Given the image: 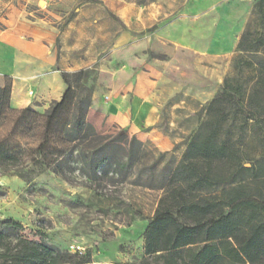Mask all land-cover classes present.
I'll return each mask as SVG.
<instances>
[{
	"label": "rangeland",
	"instance_id": "rangeland-1",
	"mask_svg": "<svg viewBox=\"0 0 264 264\" xmlns=\"http://www.w3.org/2000/svg\"><path fill=\"white\" fill-rule=\"evenodd\" d=\"M86 1L0 0V30L5 24H11L5 19H10L12 13L61 27ZM124 1L126 5L108 12L119 23L120 15L133 16L139 11L144 14L143 6L156 0ZM162 1L161 8H155L158 18L174 17L183 0ZM203 1L209 2L208 10L213 11L206 16L215 18L218 0ZM228 1L240 12L238 21L245 19V28L255 0ZM153 28H157V24ZM253 56L261 55L240 52L209 61L173 50L167 54L149 53L150 61L161 63V71H153L150 87H140L138 91L143 93L142 99H149L154 107L156 123L152 128L170 141L171 150L163 151L156 140L144 142L146 168L140 175H136L138 166H134L125 180L115 176L117 183L102 182L96 191L89 189V183L77 172L73 173V182H69L51 170L25 177L15 168H0V231H5V223H13L17 225L15 234L61 251L77 253L92 264L139 261L144 256L143 233L147 220L162 191L133 185L134 181H165L169 171L185 159L194 142L216 140L225 146L237 147L246 166L264 155V89L255 84ZM96 72L98 80L99 71ZM104 74L113 83L109 88L111 99H117L118 90L121 91L117 81L121 75L115 71ZM137 74L140 77L142 73ZM129 91L130 88H126V92ZM49 104L43 107L33 102L29 107L41 114ZM248 123L252 134L245 137L243 129ZM10 126L11 123H7L0 133ZM33 128L27 131L28 138L20 140L23 149L25 142L33 144ZM121 130L131 136L127 129L115 125L98 133L113 138ZM155 160L151 171L148 167Z\"/></svg>",
	"mask_w": 264,
	"mask_h": 264
},
{
	"label": "trees",
	"instance_id": "trees-1",
	"mask_svg": "<svg viewBox=\"0 0 264 264\" xmlns=\"http://www.w3.org/2000/svg\"><path fill=\"white\" fill-rule=\"evenodd\" d=\"M236 50L253 56L255 84L264 89V0H255ZM65 91L41 113L11 106V83L0 87V168L29 177L51 170L73 182V173L96 191L102 182L126 179L146 168V144L121 130L112 138L97 132L86 116L97 72H60ZM33 131V144L20 140ZM34 129V128H33ZM156 164V160L148 169ZM111 174L109 177L108 174ZM153 177V176H152ZM165 181H134L161 190L143 233L144 256L125 264H264V155L248 163L237 147L216 140L194 142ZM0 231V264H92L77 253Z\"/></svg>",
	"mask_w": 264,
	"mask_h": 264
},
{
	"label": "crops",
	"instance_id": "crops-1",
	"mask_svg": "<svg viewBox=\"0 0 264 264\" xmlns=\"http://www.w3.org/2000/svg\"><path fill=\"white\" fill-rule=\"evenodd\" d=\"M126 3L88 0L61 27L25 14L12 13L10 19L6 18L5 22L11 24L0 30V87L6 79L10 81L11 106L24 109L38 102L44 107L58 101L65 91L60 72L94 69L100 77L87 122L97 132L115 125L141 142L156 140L163 151L171 150L170 141L152 128L156 123L154 107L138 91L150 87L153 71H161V63L150 61L149 53L173 50L209 61L237 55L245 19L238 21L240 12L228 0H218L215 18L206 16L213 11L203 0H183L174 17L158 18L155 8H161L164 2L156 0L143 6L144 14L120 15L119 23L108 12ZM155 24L157 28H153ZM106 71L121 75L117 99H111L109 88L113 83L109 76L106 78ZM126 88H130L128 93ZM243 132L245 137L252 134L249 123Z\"/></svg>",
	"mask_w": 264,
	"mask_h": 264
},
{
	"label": "built area",
	"instance_id": "built-area-1",
	"mask_svg": "<svg viewBox=\"0 0 264 264\" xmlns=\"http://www.w3.org/2000/svg\"><path fill=\"white\" fill-rule=\"evenodd\" d=\"M73 252H75V251H73Z\"/></svg>",
	"mask_w": 264,
	"mask_h": 264
},
{
	"label": "water",
	"instance_id": "water-1",
	"mask_svg": "<svg viewBox=\"0 0 264 264\" xmlns=\"http://www.w3.org/2000/svg\"><path fill=\"white\" fill-rule=\"evenodd\" d=\"M248 166V165H247Z\"/></svg>",
	"mask_w": 264,
	"mask_h": 264
}]
</instances>
